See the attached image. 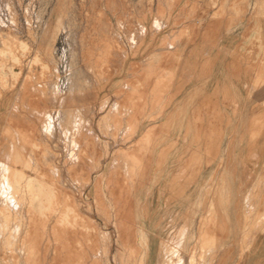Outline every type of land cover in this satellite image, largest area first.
<instances>
[{
    "label": "rangeland",
    "instance_id": "rangeland-1",
    "mask_svg": "<svg viewBox=\"0 0 264 264\" xmlns=\"http://www.w3.org/2000/svg\"><path fill=\"white\" fill-rule=\"evenodd\" d=\"M0 183V264H264V0H0Z\"/></svg>",
    "mask_w": 264,
    "mask_h": 264
},
{
    "label": "bare ground",
    "instance_id": "bare-ground-1",
    "mask_svg": "<svg viewBox=\"0 0 264 264\" xmlns=\"http://www.w3.org/2000/svg\"><path fill=\"white\" fill-rule=\"evenodd\" d=\"M8 122H10V121H8ZM29 125H30V124H29ZM24 127H25V126H24ZM25 128H26V127H25ZM29 128H30V127H29ZM22 130H23V129H22ZM26 131H27V128H26ZM34 131H35L34 128H33V130H32V128H31V132H34ZM28 132H29V131H28ZM28 132H27V133H28ZM29 133H30V132H29ZM31 134H32V133H31ZM24 136H25V134H24ZM31 136H32V135H31ZM32 137H33V136H32ZM22 138H23V137H22ZM29 139H30V138H29ZM32 141H33V140H32ZM27 143H28V142H27ZM12 144H13V143H12ZM30 144H31V143H30ZM13 148H14L13 151H15V150H16L15 147H13ZM20 150H21V149L17 150V153H19L18 151H20ZM22 152H24V151H22ZM22 152H21V153H22ZM19 154H20V153H19ZM22 154H23V153H22ZM9 155H10V154H9ZM13 155H15V153H14ZM16 155H17V154H16ZM22 156H23V155H22ZM6 157H7V156H6ZM15 157H17V156H15ZM19 157H20V156H19ZM19 157H17V158H18V161H19V163H20V162H22L23 160H21V159L19 160ZM20 158H21V157H20ZM6 159H7V158H6ZM22 159H24V156H23ZM15 160H16V159H15ZM24 160H26V159H24ZM27 161H28V160H27ZM16 162H17V161H16ZM24 162H25V161H24ZM28 165H29V164H28ZM29 168H30V167H29ZM16 170H18V169H16ZM29 170H30V169H29ZM4 172H6V171H4ZM16 172H18V171H16ZM6 174H7V173H6ZM31 174H32V173H31ZM4 175H5V174H4ZM18 175H19V174H18ZM34 175H35V174H34ZM40 175H41V174H40ZM20 176H21V175H20ZM3 178H5V177H3ZM6 178H7V177H6ZM6 178H5V179H6ZM22 178H23V177H22ZM29 179H30V178H29ZM32 180H33V179L31 178V181H32ZM98 180H99V179H97V181H98ZM16 181H17V180H16ZM97 181H95V182H97ZM10 182H11V181H10ZM99 182H100V180H99ZM5 183H7V182H5ZM0 184H1V183H0ZM18 185H19V184H18ZM6 186H7V185H6ZM30 186H32V185H30ZM11 187H12V186H11ZM39 188H40V187H39ZM6 189H7V188H6ZM10 189H11V188H9V190H10ZM28 190H29V189H28ZM56 190H57V189H56ZM6 191H8V190H6ZM29 191H30V190H29ZM58 192H59V191H58ZM58 192H57V193H58ZM57 193H56V194H57ZM33 194H34V193H33ZM56 194H55V195H56ZM28 196L30 197V195H28ZM57 196H58V195H57ZM59 196H60V195H59ZM32 197H33V196H32ZM36 198H37V197H36ZM9 199H10V198H9ZM12 199H13V198H12ZM12 199H11V200H12ZM7 200H8V199H7ZM29 200H31V199H29ZM14 201H15V200H14ZM14 201L12 200V202H14ZM53 201H55V200H53ZM66 201H68V200H66ZM100 201H101V200H100ZM32 202H33V201H32ZM55 202H56V201H55ZM63 202L65 203V201H63ZM70 202H71V201H70ZM79 202H80V201H79ZM81 202H82V201H81ZM35 203H36V202H35ZM53 203H54V202H53ZM68 203H69V201H68ZM29 204H30V203H29ZM37 204H38V203H37ZM55 204H56V203H55ZM14 205H15V204H14ZM50 205H51V204H50ZM52 205H53V204H52ZM64 205H65V204H64ZM73 205L75 206L74 203H73ZM31 206H32V204H31ZM53 206H54V205H53ZM61 206H62V205H61ZM61 206H60V207H61ZM101 206H102V205H101ZM3 207H4V206H3ZM55 207H57V206L55 205ZM0 208H2V207H0ZM36 208H37V207H36ZM64 208H65V207H64ZM74 208H75V207H74ZM81 208H82V207H81ZM27 209H28V208H27ZM52 209H53V208H52ZM55 209H57V208H55ZM79 209H80V207H79ZM5 210H6V209H5ZM71 210H73V209H71ZM75 210H76V209H75ZM27 211H28V210H27ZM31 211H32V210H31ZM1 212H2V211H1ZM57 212H58V211H57ZM59 212H60V214H61V211H59ZM76 212H77V211H75L74 214H75ZM27 213L30 214L29 212H27ZM32 213H33V212H32ZM52 213H53V212H52ZM62 213H63V212H62ZM78 213H79V212H78ZM63 214H64V213H63ZM30 215H31V214H30ZM34 215H35V214H34ZM80 215H81V214H80ZM0 216H1V215H0ZM36 216H38V215H36ZM54 216H55V214H54ZM57 216H58V215H57ZM59 216H61V215H59ZM59 216H58V218H56V216H55V218H56V219H59ZM81 216H82V215H81ZM30 217H31V216H30ZM50 217H51V216H50ZM16 218H17V217H16ZM52 218H53V217H52ZM14 219H15V218H14ZM28 219H29V218H28ZM35 219H36V218H35ZM39 220H40V219H39ZM14 221H15V220H14ZM32 221H33V220H32ZM35 221H36V220H35ZM52 221H53V219H52ZM54 221H55V220H54ZM66 221H67V220H66ZM6 222H7V221H6ZM56 222H58V220H57ZM56 222H55V223H56ZM60 222H61V221H60ZM60 222H59V223H60ZM63 222H64V221H63ZM63 222H62L61 224H63ZM34 223H35V222H34ZM59 223H57L56 225H57V226L60 225ZM35 224H36V223H35ZM35 224L32 223V225H35ZM43 224H44V223H43ZM46 224H47V223H46ZM65 224H66V223H65ZM65 224H64V225H65ZM32 225H31V226H32ZM36 225H37V224H36ZM36 225H35V227H36ZM56 225H55V226H56ZM64 225H62V226H64ZM43 226L45 227V225H43ZM52 226H53V224H52ZM65 226H67V225H65ZM70 226H71V225H70ZM70 226H69V227H65V228H67V230H68V228L71 230V227H70ZM80 226H81V225H80ZM80 226H79V227H80ZM33 227H34V226H33ZM44 227H43V228H44ZM60 227H61V225H60ZM18 228H19V227H18ZM51 228H52V227H51ZM53 228H54V226H53ZM15 229H16V228H15ZM35 229H36V228H35ZM37 229H38V228H37ZM55 229H56V228H55ZM59 229L61 230V228H59ZM77 229H78V228H77ZM79 229H80V228H79ZM18 230H19V229H18ZM74 230H75V229H74ZM75 232H76V231H73V233H75ZM178 232H179V231H178ZM13 233H14V231H13ZM29 233H30V232H29ZM43 233H44V232H43ZM49 233H50V232H49ZM182 233H183V232H182ZM37 234H38V233H37ZM179 234H180V233H179ZM179 234H178V235H179ZM31 235H33V234H31ZM58 235H59V234H58ZM63 235L65 236L66 234H63ZM78 235H79V233H78ZM78 235H77V236H78ZM60 236H61V235H60ZM69 236H70V235H69ZM23 237H24V236H23ZM26 237H27V236H26ZM66 237H68V236H66ZM35 238H36V237H35ZM54 238H55V237H54ZM69 238H70V237H69ZM30 239H31V238H30ZM170 239H171V238H170ZM70 240H73V239L71 238ZM70 240H69V241H70ZM33 242H34V241H33ZM28 243H29V242H28ZM36 243H37V242H36ZM56 243H57V242H56ZM31 244H32V243H31ZM56 245H57V244H56ZM32 246H33V245H32ZM32 246H30V247H32ZM78 246H79V245H78ZM174 246H175V245H174ZM35 247H36V246H35ZM38 247H39V246H38ZM38 247H37V248H38ZM176 247H177V246H176ZM37 248H36V250H37ZM30 249H31V248H30ZM61 249H62V248H61ZM87 249H88V248H87ZM37 252H38V251H37ZM38 253H39V252H38ZM38 253H37V254H38ZM84 253H85V252H84ZM37 257H38V256H37ZM32 258H33V257H32ZM35 258H36V257H35ZM35 258H34L33 260H35ZM57 258H58V257H57ZM69 261H70V260H69ZM72 262H73V261H72ZM83 262H84V261H83ZM31 263H32V262H31ZM33 263H34V262H33ZM33 263H32V264H33ZM37 264H38V263H37ZM79 264H80V263H79Z\"/></svg>",
    "mask_w": 264,
    "mask_h": 264
}]
</instances>
